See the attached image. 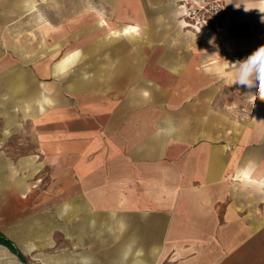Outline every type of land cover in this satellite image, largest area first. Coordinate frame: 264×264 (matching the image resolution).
I'll use <instances>...</instances> for the list:
<instances>
[{"label": "crops", "instance_id": "obj_1", "mask_svg": "<svg viewBox=\"0 0 264 264\" xmlns=\"http://www.w3.org/2000/svg\"><path fill=\"white\" fill-rule=\"evenodd\" d=\"M97 1L95 24L117 29L106 69L89 75L95 54L67 51L82 17L48 24L60 53H31L34 1L0 0V188L25 197L7 156L39 157L45 196L77 215H165L176 264H264V100L234 84L233 66L264 46V0H222L221 39L184 30L179 0ZM169 121L177 131L161 132ZM176 215L194 223L171 227Z\"/></svg>", "mask_w": 264, "mask_h": 264}, {"label": "rangeland", "instance_id": "obj_2", "mask_svg": "<svg viewBox=\"0 0 264 264\" xmlns=\"http://www.w3.org/2000/svg\"><path fill=\"white\" fill-rule=\"evenodd\" d=\"M33 1L35 8L31 10V53H60L59 33L54 32L55 29H49L48 24L52 27L78 15L84 20L82 33L79 38L74 37V32L79 27L68 26L67 51L82 45L86 56L95 54L93 61L88 60L96 67L88 72L89 75L106 69L108 55L112 53L107 46L109 31L117 27L95 24L97 16L90 9L92 6L97 8L105 17L107 11L100 6L103 3L97 0ZM27 2L31 3L29 8H32L33 3H25ZM82 5L84 10L76 8ZM225 14L228 19L229 13L225 11ZM176 19L180 21L182 16L177 14ZM140 28L127 33L133 53L140 48ZM154 28L161 31L163 26ZM169 28L171 26L164 27L165 30ZM124 29L125 27L122 30L125 31ZM192 32L197 34L193 30ZM216 38L221 39L218 36ZM262 40L264 39L261 38L260 45ZM91 51L94 53H90ZM7 157L17 168V173L27 176L31 191L21 197L9 193L6 188H0V231L15 243L26 264H176L175 261L182 256L176 253L167 257L166 251L172 248V243L171 240L163 243V230L169 226L165 215H91L86 209L83 215H77L74 204H64L59 202L58 197L45 196L47 187L43 183L45 174L42 164H39V157H36L33 165L29 155ZM37 165L40 171L32 173ZM190 216L192 215H176L174 224L171 223L170 226L184 230L194 223V219H188ZM172 238L179 239L178 241L183 239L168 237ZM184 244L187 241L181 243ZM129 247L131 251L127 259H124V252ZM189 255L191 254L184 256ZM25 263L0 245V264Z\"/></svg>", "mask_w": 264, "mask_h": 264}, {"label": "built area", "instance_id": "obj_3", "mask_svg": "<svg viewBox=\"0 0 264 264\" xmlns=\"http://www.w3.org/2000/svg\"><path fill=\"white\" fill-rule=\"evenodd\" d=\"M222 0H179L184 27L197 33L211 32L220 38L227 33V19Z\"/></svg>", "mask_w": 264, "mask_h": 264}, {"label": "clouds", "instance_id": "obj_4", "mask_svg": "<svg viewBox=\"0 0 264 264\" xmlns=\"http://www.w3.org/2000/svg\"><path fill=\"white\" fill-rule=\"evenodd\" d=\"M233 66L235 67L234 84L248 89L256 88L255 97L259 96L264 100V46H260L246 59L236 62ZM166 123L168 126L160 129L161 132L171 134L177 131V127L171 121ZM130 251V247L125 250L124 259H127Z\"/></svg>", "mask_w": 264, "mask_h": 264}, {"label": "trees", "instance_id": "obj_5", "mask_svg": "<svg viewBox=\"0 0 264 264\" xmlns=\"http://www.w3.org/2000/svg\"><path fill=\"white\" fill-rule=\"evenodd\" d=\"M0 245L7 247L13 254L17 256V258L21 262L25 263L23 255L19 251L15 243L11 239H9L7 236H5L1 231H0Z\"/></svg>", "mask_w": 264, "mask_h": 264}, {"label": "bare ground", "instance_id": "obj_6", "mask_svg": "<svg viewBox=\"0 0 264 264\" xmlns=\"http://www.w3.org/2000/svg\"><path fill=\"white\" fill-rule=\"evenodd\" d=\"M28 4H29V7H31V3H28V2H27V4H26V5H28ZM29 7H27V8H29ZM27 8H26V9H27ZM100 22H101L102 24L104 23V21H103V20H102V21H100Z\"/></svg>", "mask_w": 264, "mask_h": 264}]
</instances>
